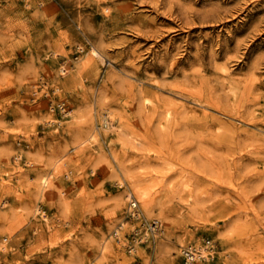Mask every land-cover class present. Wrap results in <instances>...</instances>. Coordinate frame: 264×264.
I'll return each mask as SVG.
<instances>
[{
	"label": "rangeland",
	"instance_id": "obj_1",
	"mask_svg": "<svg viewBox=\"0 0 264 264\" xmlns=\"http://www.w3.org/2000/svg\"><path fill=\"white\" fill-rule=\"evenodd\" d=\"M190 245L264 264V0H0V264Z\"/></svg>",
	"mask_w": 264,
	"mask_h": 264
},
{
	"label": "built area",
	"instance_id": "obj_2",
	"mask_svg": "<svg viewBox=\"0 0 264 264\" xmlns=\"http://www.w3.org/2000/svg\"><path fill=\"white\" fill-rule=\"evenodd\" d=\"M207 249L198 248L194 245H190L183 249V256L187 264L196 262L199 259L204 258V252Z\"/></svg>",
	"mask_w": 264,
	"mask_h": 264
},
{
	"label": "bare ground",
	"instance_id": "obj_3",
	"mask_svg": "<svg viewBox=\"0 0 264 264\" xmlns=\"http://www.w3.org/2000/svg\"><path fill=\"white\" fill-rule=\"evenodd\" d=\"M219 9H220V8H219ZM236 9H237V8H236ZM236 9H235V10H236ZM214 11H216V10H214ZM236 11H237V10H236ZM214 15H215V14H214ZM93 55H94L96 58H97L98 56H100L99 52L96 51V50H93ZM61 71L65 72L66 69H64V67H63V69H62ZM166 114H167V113H165V115H166ZM168 114H169V113H168ZM166 117H167V115H166ZM170 117H171V116H170ZM165 119H166L165 121H167V119H169V118H165ZM177 119H178V118H177ZM175 120H176V119H175ZM176 121H177V120H176ZM168 124H169V123H168ZM175 124H176V123H175ZM84 142H86V141H84ZM84 142H83V143H84ZM80 145H82V144H80ZM47 181H48V178L44 179V180H43V184L46 185ZM135 186H136V185H135ZM138 191H140V190H137V192H138ZM141 194H142V193H141ZM143 194H144V193H143ZM138 195H140V194H138ZM140 196H141V195H140ZM130 197L132 198V196H130ZM141 197H142V199H144V198H146V195H145L144 198H143V196H141ZM131 203H133V206H134V207H137V206H138L137 203H135L134 201L131 202ZM148 206H150V205H148ZM148 206H147V207H148ZM152 206H153V205H152ZM152 206H151V207H152ZM147 207H146V208H147ZM147 209H149V208H147ZM152 210H153V209H152ZM145 211H146V210H145ZM149 211H150V210H149ZM149 211H148V212H149ZM149 213H151V212H149ZM145 214H146V213H145ZM136 215H137V214H136ZM150 215L152 216L153 214H150ZM146 216L148 217V215H146ZM150 218H151V217H150ZM147 220H148V219H147ZM156 221H157V220H156ZM228 232H229V231H228ZM117 234H118V233H117ZM224 234H225V233H224ZM225 235H226V234H225ZM227 236H228V235H227ZM224 237H225V236H224Z\"/></svg>",
	"mask_w": 264,
	"mask_h": 264
}]
</instances>
